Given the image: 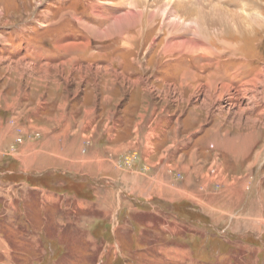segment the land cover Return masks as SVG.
<instances>
[{
	"label": "rangeland",
	"instance_id": "rangeland-1",
	"mask_svg": "<svg viewBox=\"0 0 264 264\" xmlns=\"http://www.w3.org/2000/svg\"><path fill=\"white\" fill-rule=\"evenodd\" d=\"M118 1L0 0V118L8 116L2 123L14 134L0 147L7 172L0 175V264H264V27L245 23L255 5L264 18V0H220L237 13L220 26L223 39L134 26L126 29L131 49L120 35L96 38L88 29L105 31L124 13ZM170 31L200 49L168 54ZM62 40L87 46L66 53ZM208 80L219 92L207 89ZM94 98L93 126L113 115L130 129L145 115V124L155 118L159 142L143 155L128 149L116 161L120 171H96L95 183L70 170L22 174L27 151L17 161L16 147L50 135L67 148L81 127L85 133ZM28 119L33 125L24 129ZM83 145L81 154L86 138ZM66 160L57 166L76 169L78 158ZM186 173L198 196L170 193L182 189ZM170 194L171 202L158 198ZM41 227L58 237L56 255L34 235Z\"/></svg>",
	"mask_w": 264,
	"mask_h": 264
},
{
	"label": "crops",
	"instance_id": "crops-1",
	"mask_svg": "<svg viewBox=\"0 0 264 264\" xmlns=\"http://www.w3.org/2000/svg\"><path fill=\"white\" fill-rule=\"evenodd\" d=\"M94 107H95V98L93 100V113H92L93 115L90 116L88 115L85 124L83 125V127L86 126L85 133H84V129L81 127L77 132V135L73 138V140L71 141L67 140L68 141L66 142L67 148H64L65 143L58 145L59 144L58 139H56L55 136H50V135H44L43 138L41 137L40 139L36 140L38 144L35 141L33 145L30 146L29 140L27 141L25 140L24 142H22L21 145H18L16 147L17 149L15 153L13 154L14 156L16 155L15 157H17L16 158L17 161H21L20 160L21 157L19 158L17 155L24 156L26 154L24 151H27V155H26L27 159L25 160L24 158L23 162L21 161L20 163L22 165L21 169L19 168L20 172H22V174H25L27 176H31L34 174L41 175L43 172L45 173L50 169L56 171L57 169L58 170L60 169L58 172H64V171L67 172L66 170H70L71 173L75 172L73 173L74 175L81 173L80 174L81 177L85 176L91 182L95 183L96 180L94 181L92 177L96 171L97 173H105V174H108L109 171H111L112 173L120 171V169L118 168V166L120 167V165L117 166L116 161L119 160L118 157L126 153L128 149H133L132 147H134L140 153V155H143L145 154L144 153L145 150L149 149L150 147L149 145L154 144L156 141L159 142L158 134L156 133L157 130L155 129L157 125L155 118L148 117L147 124H145L144 123L145 115H143L142 117L138 118L136 123H134L132 127L130 126L129 129L126 124H122L119 121V119L121 118L120 116L114 117L113 115H111L112 113L110 114L109 111L108 115L111 116L108 117L109 118L108 122L106 123L107 121L106 119L103 126L98 128L96 125L93 126L94 122L92 121L93 119L94 120L96 119L95 116L96 113L94 112L95 110ZM7 118L5 119L3 117L0 118V147L4 146L1 140L2 138H9L10 142H12L14 139V134L10 131L11 128L9 127L7 129L6 127H4L2 123V120H4L7 125L8 123L6 120ZM26 118H29V116L25 115L23 117V119ZM32 125L33 124L31 122V119H28L26 125L24 126V129L30 128L32 127ZM128 130L130 131V133L134 135L132 141L127 140L126 133L128 132ZM54 132H56V130ZM85 138L88 140V146L86 150L83 152V154H81V150L84 147L83 141ZM152 148L154 149V147ZM172 149L175 148L173 147ZM4 153L7 154L6 152ZM0 156H1V151H0ZM190 157H193V155L191 154ZM75 158H78V160H77L76 169L74 170L70 169L68 166L60 167V168L57 166V164L59 163V159L60 161L61 160L64 161L67 159L66 161L68 164L69 163L73 164L74 162L73 160ZM36 160H38V162H36ZM39 161L42 164L39 165L42 166L40 167L42 170L41 169L32 170L33 169L32 166L36 164H40ZM23 168L26 169L22 170ZM6 173L7 172L5 171L0 173V175ZM188 177L189 174L186 173L184 175L185 180L181 182L182 189H176L170 193H180L181 197L183 196L187 198H189V196L191 197L192 194L198 196L197 192L199 187L198 186L196 187L195 184L193 186L191 182H187ZM103 178L105 177L103 176ZM105 185L110 186L108 183H105ZM110 187L112 188V185ZM118 188L122 189L121 186H117V190ZM133 191L139 192L137 190V187H134ZM163 197L164 196H158V198L160 199L163 200L165 199L164 201L171 202L174 197V194H170L168 198H163ZM132 199L136 202H140L138 200V197H132ZM208 205H212V204L208 203ZM243 207L244 204H241L238 209H243ZM219 213L221 214L220 216H223V218L226 215L228 218L227 220H229L232 217V215H229L224 210H220ZM244 214H246V212ZM244 214L240 216L241 219L243 218ZM253 221H254V217H253Z\"/></svg>",
	"mask_w": 264,
	"mask_h": 264
},
{
	"label": "bare ground",
	"instance_id": "bare-ground-1",
	"mask_svg": "<svg viewBox=\"0 0 264 264\" xmlns=\"http://www.w3.org/2000/svg\"><path fill=\"white\" fill-rule=\"evenodd\" d=\"M226 1L227 0H225V2ZM227 2L229 3L231 2V0ZM117 3V5L119 6H124V13L112 17L111 22L106 27L105 31L103 30L102 32L100 30L101 28L99 29L88 27V29L90 30V33L93 35V37L96 38H110L112 36L120 35L122 38L117 37V39H119L121 45H124L127 49L132 48L130 41L133 40L134 37L127 34L126 29H131V27L134 26L140 28V31L138 29L136 33H138V31L139 33H141L142 29H148L153 26L159 25L160 31L163 27H170L171 30L179 28L184 31V34L191 33L197 38L201 37L207 39L205 38L206 36H214L213 32H220V35L222 36L224 30H221L220 26L229 24L231 21L236 20L234 18L237 14L232 10H229L227 6H224L222 4L223 1L221 3L220 0H215V2L213 0H120ZM228 3L226 5H228ZM253 7L255 8V10L253 12H250L249 15H246L247 18L245 19H247L248 21H246L245 23L247 26L256 28L258 27L259 29H261L262 27H264V18H262V15L259 14V10H257L259 6L255 5ZM248 8H250V5ZM76 21H78V19ZM82 26L85 28L84 25ZM172 33L171 31L169 32L168 36H170L171 39L169 42L166 41L164 45L165 50L168 54H170L172 50H180L181 52H196L198 51V49H200L196 47V45L191 41V38L186 37L180 40H177L175 38L176 40H174L175 34ZM221 38L223 39L224 37L222 36ZM91 40L93 39L91 38ZM0 42H4V39L1 35ZM58 46L63 52L67 53L71 51L75 53L84 50L87 45L82 41H78L77 43H69L68 41L62 40L58 44ZM203 51L211 53L209 48L203 49ZM261 71H263V69ZM260 76H262V74H260L259 72L254 76V80L251 81V83H253L252 86H255V82ZM185 77L186 76L184 75L181 78L179 82L180 86L185 84ZM208 82L212 83L206 84L207 89L212 90L213 88L216 92H219L217 90V84L215 81L208 80ZM220 86L222 89L228 88L226 85Z\"/></svg>",
	"mask_w": 264,
	"mask_h": 264
},
{
	"label": "trees",
	"instance_id": "trees-1",
	"mask_svg": "<svg viewBox=\"0 0 264 264\" xmlns=\"http://www.w3.org/2000/svg\"><path fill=\"white\" fill-rule=\"evenodd\" d=\"M2 172H5L4 170H2V169H0V173H2ZM45 178H47V177H49V176H44ZM54 189H56V190H60V191H62V192H64V190H62V189H58V188H54ZM185 207L184 208H186V207H188V206H190V205H184ZM20 209H22L23 210V208H22V206L20 207ZM174 212V211H173ZM175 213V212H174ZM178 213V212H177ZM198 215L199 216H201L202 217V214L201 213H198ZM25 220L23 219L22 221H21V223L23 224V222H24ZM25 224H27L26 222L24 223V226L27 228V231L29 232V230H28V227L25 225ZM42 228V227H41ZM31 233V232H30ZM34 233V235L35 236H38L39 237V243H40V241L41 242H45V246H46V248H47V251H48V253L49 254H51V253H53V254H55L56 255V245H57V243L59 242V240H58V237L56 236V234H54L53 233V235H46V232H45V230L42 228L41 230H37L36 232H33ZM113 236H109V237H107L106 238V241L107 242H111V240H113ZM55 245V246H54ZM49 248V249H48ZM52 249V250H51ZM49 250H51V251H49Z\"/></svg>",
	"mask_w": 264,
	"mask_h": 264
}]
</instances>
